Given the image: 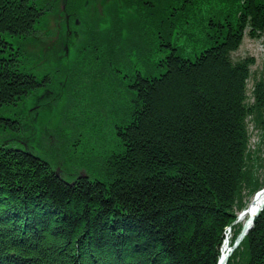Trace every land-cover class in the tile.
<instances>
[{"label": "trees", "instance_id": "obj_1", "mask_svg": "<svg viewBox=\"0 0 264 264\" xmlns=\"http://www.w3.org/2000/svg\"><path fill=\"white\" fill-rule=\"evenodd\" d=\"M138 2L130 13L133 21L124 22L129 16L124 12L117 27L142 42L128 44L133 50L126 53L134 54L138 64L129 85L135 93L118 84L114 63L96 52L93 70L101 78L90 74L92 89L77 93L87 96V103L92 98L89 110L99 111L84 116L87 126L104 116L101 111H113L107 121L119 122L122 110L132 108L129 124L118 129L126 132L115 138L117 154L123 156L114 154L107 168L98 169L101 178L77 173L71 185L66 174L56 176L49 159L5 147L13 139L4 140L0 264H217L224 229L264 184V174L255 180L246 158L245 120L253 114L243 106L248 67L230 58L245 32L249 37L264 33V0H145L142 5L152 7L148 12L143 6L138 11ZM35 12L31 0H0L5 104L21 91L35 93L37 79L24 67L33 54L25 48L34 40L26 35L41 20ZM99 38L90 41L97 49ZM157 38L175 51L166 53L163 63L162 57L155 59ZM180 39L189 46L180 45ZM121 46L117 42L116 52L106 49L127 59ZM190 59L197 65L191 66ZM221 68L231 80L214 76L213 70ZM65 76V92L76 100L74 82L80 81ZM2 81L15 87L5 91ZM253 93L256 107L263 109L264 84L256 82ZM77 167L68 165L66 173ZM241 244L245 264H264V209Z\"/></svg>", "mask_w": 264, "mask_h": 264}, {"label": "rangeland", "instance_id": "obj_2", "mask_svg": "<svg viewBox=\"0 0 264 264\" xmlns=\"http://www.w3.org/2000/svg\"><path fill=\"white\" fill-rule=\"evenodd\" d=\"M31 1L36 9L37 16H41L40 19L42 20V24L46 22L47 23L46 25H42V33L39 31L36 34L40 41L39 44L42 46L38 45L36 46L37 48L34 46L32 47V51L34 53L32 54L31 58L27 60V64L24 66L25 69L31 71L37 79L35 82V96L38 97L37 99L34 98L35 105L27 109L28 111L26 113V118L34 119V117L40 116L42 112L40 113L39 107L44 103L43 101L45 100H47V103L53 104V106L48 107L50 113L58 114V116H53L46 124L48 132H46L45 139L48 141V143H46L45 147L43 148L41 147V144L43 145L45 141H39L41 143L40 144L38 140H36V136L41 137V129L39 127V123H37L35 119V122L31 121L33 123L32 129H26L25 126L16 124L13 121L14 116H17V113H15L16 108H14V106L16 103L20 104L25 100L17 94V97L14 96V98H11V103H15L14 105L5 104L7 103L5 101L7 100V97L3 101L4 104H2L7 110V117L5 119L7 120V123L1 122L3 124L0 128V139H2V141H0V145L5 143L3 142L4 140L13 139V141L7 142L4 146L14 148L18 147L22 150L30 151L39 158L49 159L50 162H53L54 164L56 163V167L58 170L60 169L59 172L62 176V172H64L68 177L71 175L73 176L74 173H66V171L70 169L68 168V165L74 164L76 167L79 166V163L77 162L80 158H83L84 155L91 158L92 161H95V158H98L99 161L96 162V165H99V167L94 168L103 167L101 163V160L103 159L102 156L107 157L106 159L108 162L110 159H112L115 153L113 152L112 147H105V145L100 143L90 144L89 138L86 139L84 145H78L77 142H72L70 147L72 150V158L77 162L70 164L66 163L65 165L60 163L62 158L57 155L58 151H56L60 144H62L64 141H72L73 134H78L79 137L85 138V132H80V130H78L79 128L76 129V123L71 122L69 117V122L67 125H60V121H67L65 120L67 117L65 115V111L69 110L71 113H75L77 110L83 111L85 108H93L91 105L92 98H89L90 103L84 101L82 104L78 103V98H76V100H69V95L65 92V84L68 79L65 75H72L74 78L80 81V83L74 82V90H76V93L82 92L84 90L89 93L90 89H92L90 74H93V76L98 79L101 78L96 70H93L94 61L98 58L94 55V52H96L106 57V59H108L110 62L112 61V63H114L116 66V77L117 79L121 80L118 81V84H121L123 89L126 88V90H132L129 85L131 84L130 82L134 80V75L138 70V64L135 62L136 57H134V54L127 56L126 53L128 51L132 52L133 50L132 46H128V44L133 45L135 41H138L142 45V42L136 35H129L128 32V34L121 33V31H118L117 27H119L124 18V12H128L127 14H129L127 18H124V22L129 23L130 21H133L129 19H132V9H136V6H134L135 0ZM142 2H145V0H139L138 2L141 3L138 5V11L139 7L143 6L146 8L145 12H148L149 9L152 8L151 5L148 3H146V5H142ZM138 11L134 12L137 13ZM201 13L202 15L204 14L203 11H201ZM136 15H138V13ZM102 31H105V34L102 33ZM142 31L145 32L143 29ZM136 33L141 35V33L138 32V29H136ZM96 35L98 38L100 37L99 40L102 43V46H99V49H97L95 45L90 42L95 39ZM181 37L182 36H179V38ZM83 41L84 44L81 45ZM180 41V45L189 46L188 42H184L182 39H180ZM33 42L35 43V40H33ZM117 42H121L122 46L120 48H123L124 55L127 57V59L117 57L116 54L113 55L111 51L106 49H112L114 52H116L115 48H117ZM88 43H90L93 48L91 51L88 50L86 45ZM160 43L161 40H158L157 38L154 51L156 53L155 56L159 58L169 52V47ZM41 47H43V49L46 47V52L36 53L35 51ZM77 51L79 53L74 54ZM230 58L233 63L239 62L241 65L244 64L248 67V75L245 81V100H243V106L247 108V110L250 109L253 114L249 115L245 120L246 132L249 137L246 146V158H249L247 165L252 166L255 169V180H262V176L264 174V108L258 109L256 107L257 105L253 92L256 82H261L264 84V33H256L255 35L249 37L248 33L245 32L243 39L238 44L237 49L232 52ZM213 71L214 76L218 80L227 81L232 79L230 73L223 68H221L219 71L215 69ZM108 77L111 79L109 74ZM46 84H49L48 87ZM134 93L135 91L132 90L129 92V95H133ZM81 101L83 100L81 99ZM128 102L129 101L125 100L122 101L121 104L125 105L128 104ZM97 108L99 107L97 106ZM101 112L104 114V116H101L100 118L105 119V122L102 121V123L106 126V124H108L107 119L109 116L113 115V111H109L110 115H105L107 112ZM79 117L80 121L82 122H84L86 119L84 116L79 115ZM94 124L95 126L92 127L93 133L100 130H104L103 133L107 132L106 129L102 128L103 124L98 123L97 121H94ZM14 135H18L20 141L14 139ZM263 185L259 188L260 190L258 189L259 191L254 196H257L258 193L264 189ZM242 195L246 196V192L243 191ZM250 200L251 197L248 198L243 207H245ZM239 211L237 210L234 212L235 218L233 224L236 222L237 213ZM259 215H257L256 218ZM246 235L244 236V239ZM245 256L246 252L241 254L239 251L236 260L233 261H235L236 264H245Z\"/></svg>", "mask_w": 264, "mask_h": 264}, {"label": "bare ground", "instance_id": "obj_3", "mask_svg": "<svg viewBox=\"0 0 264 264\" xmlns=\"http://www.w3.org/2000/svg\"><path fill=\"white\" fill-rule=\"evenodd\" d=\"M46 23L42 24L41 20H40V22L39 21L33 22L32 26H31V31H30V33L31 32L32 33L31 34L29 33L28 35H26V38L34 39L35 43L37 45L33 41L32 42L28 41L30 43H28V45L26 46V48H25L26 50H29L31 53H34L32 51V47L33 46L36 47V46L40 45L39 44L40 41L37 38L36 33H38L39 31H40V33H42L41 32V29H43L42 25H46ZM23 36L25 37V35H23ZM40 46H42V45H40ZM177 51H180V49L177 48ZM35 52L36 53H45L46 47L44 49H43V47H41L40 49L36 50ZM174 52L175 51H171L169 48L168 53H174ZM76 53L78 54L79 52L77 51ZM76 53H74V54H76ZM185 57L189 58L188 56H185ZM158 58L159 57H155L156 60H159ZM164 59H165V55L162 56V58L160 59V63H163ZM19 61H22V60H19ZM152 61H154V59H152ZM189 62H190L191 66L197 65V62L193 59H190ZM164 71H165V69L163 70V73H158L157 75L161 76L162 74H164ZM153 78H157V77H153ZM2 85H3L2 86L3 89L5 91H9V92L11 91V87H15L11 83L9 84V83L3 82V81H2ZM48 85L49 84H46L47 87H48ZM22 92L23 91L20 92V96L25 101H22L20 104L16 103L17 107H16V105L14 106V108H16L15 113H17L16 115L19 117L14 116L13 121L16 124H20V125L25 126L26 129H28V128L32 129L33 128L32 122H35L34 121V119H35L36 122L39 123V127L41 129V137L36 136V140H38V142L41 140L45 141V143H43V145L39 142L41 144V147L44 148L45 144L48 143V141L45 139L46 132H48V130L46 128V126H47L46 124L48 123V121L53 116H58V114L50 113V110L48 107L53 106V104H49V103H47V100H45V101H43L44 103L39 107L40 113L42 112V114L40 116L34 117V119L33 118L32 119L26 118V113L28 111L27 109L30 107H33L35 105V103H34L35 99L34 98L37 99L38 97L35 96V93H31V92H27V91L24 93H22ZM0 94H1L0 95V103L2 104L3 101L5 100L4 96H6V95H5L4 91ZM73 95H74V98H78V103H80V104H82L84 101L87 100V96H79V94H77V93H75ZM81 99L83 101H81ZM18 102H20V101H18ZM10 104L14 105L15 103H10ZM103 106L106 107L105 109H107L106 105H103ZM84 110L83 111L77 110V111H75V113H71L69 110L65 111V115L67 116L65 120H67V121H60V125H67L69 122V118H70L71 122L76 123V129L79 128L78 130H80V132H85V134H84L85 138L79 137L78 134L77 135L73 134L72 135L73 136L72 141L62 142V144H60V146H62L63 148L59 146V148L56 149V151H58L57 155L60 156L68 164L77 162L76 160H74L72 158V153H71L72 150L70 148L72 145V142L74 141V142H77L78 145H84L86 139L89 138L90 144L100 143V144L105 145V147H110V148L112 147L113 152L117 156H120V157L123 156L121 153H120V155L117 154L119 152V149L117 148V147H119V145L116 144L115 138L116 139L121 138V136L119 135V132H121V131H118V129H121V127L124 125H128L131 117L134 116L133 112L131 111L132 108L127 107L124 110H122V114H125V115H124V117L121 116L119 122L109 120L110 122L108 121L107 123H111V124H108V125L106 124V126L102 123V121L105 122V119L97 117V119L99 118L98 119L99 121H97V122L103 124L102 128L107 130L106 133H103L104 130H100L98 132L93 133L92 127H94L95 124L87 126L88 124H86L85 121L84 122L80 121L79 115L80 116H88L91 113H99V111L96 109L89 110V109L85 108ZM6 112H7L6 108L4 106L0 105V128H1V125L3 124L1 122L7 123V120H5L7 117ZM125 132L126 131H123L121 133L124 134ZM132 136H133V134H131L130 139H129L131 141H132V139H131ZM14 139H16L17 141H20V138L18 135H14ZM0 141H2V139H0ZM88 146H91V145H88ZM114 148H117V149H114ZM52 150H55V149H52ZM102 157H103V159L101 160V163H102L103 167L94 168V167H99V165H96V162L99 161L98 158H95V161H92L91 158L84 155V157L80 158L81 160L79 159L77 162L81 165V166H78L76 168L77 172L74 170L75 174L72 176V178L65 177V179H67V180L71 179L70 182L72 185L75 183L74 181L79 176V174L82 175V178H87L91 175H92V177L96 176L98 178H101L102 173L99 170H104L103 168H107V159H106L107 157H105V156H102ZM93 169L95 171H93V173L91 174V171ZM111 169H113V168L111 167ZM88 170H90V173L88 172ZM74 171H70V172H68V174L69 173L73 174ZM105 172H108V171H105ZM58 173L60 174V172H58ZM62 173L65 174L64 172H62ZM77 173H79V174H77ZM105 175H108V174L104 173L103 176H105ZM109 177H112V174H111V176L109 175L108 178ZM263 203H264V189L261 190L257 196H253L251 198L250 202L237 213L236 222L233 225L225 228L222 243L218 246L217 264H236V262L235 261L232 262L231 259L236 255V253H238L239 251L241 252L243 250L241 243L244 240V236H245L244 232L248 229L249 226H251L252 224L254 225L255 220H256V218H254V217L257 216V214L260 212V208L262 207ZM253 225H252V227H253ZM233 254H234V256H233ZM229 260H230V262H229ZM233 260H236V258H234Z\"/></svg>", "mask_w": 264, "mask_h": 264}, {"label": "water", "instance_id": "obj_4", "mask_svg": "<svg viewBox=\"0 0 264 264\" xmlns=\"http://www.w3.org/2000/svg\"><path fill=\"white\" fill-rule=\"evenodd\" d=\"M55 174H56V176H58L57 172H56ZM263 207H264V203H263L262 207L260 208V212H261V209H262ZM260 212H259V213H260ZM259 213H258V214H259ZM258 214H257V215H258ZM254 218H256V216H255ZM254 218H253V219H254ZM252 225H253V224H252ZM252 225L249 226L248 229L244 232L245 235H246V234L249 232V230L252 228Z\"/></svg>", "mask_w": 264, "mask_h": 264}]
</instances>
